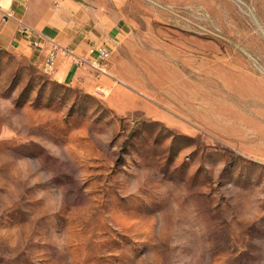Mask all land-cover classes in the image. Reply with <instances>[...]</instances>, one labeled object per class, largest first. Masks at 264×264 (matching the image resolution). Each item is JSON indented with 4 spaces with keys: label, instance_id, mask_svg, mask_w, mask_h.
<instances>
[{
    "label": "rangeland",
    "instance_id": "rangeland-1",
    "mask_svg": "<svg viewBox=\"0 0 264 264\" xmlns=\"http://www.w3.org/2000/svg\"><path fill=\"white\" fill-rule=\"evenodd\" d=\"M84 1L109 86L0 50V264H264V0Z\"/></svg>",
    "mask_w": 264,
    "mask_h": 264
},
{
    "label": "crops",
    "instance_id": "crops-1",
    "mask_svg": "<svg viewBox=\"0 0 264 264\" xmlns=\"http://www.w3.org/2000/svg\"><path fill=\"white\" fill-rule=\"evenodd\" d=\"M0 50L29 61L42 70L50 51L58 48L55 82L68 86L101 89L111 80L94 81L90 67L92 46H106L112 54L126 41L129 27L100 18L84 0H0ZM13 18L3 22L4 11ZM25 24L34 30L32 38L20 33ZM39 41L36 47L34 42ZM101 85V86H100Z\"/></svg>",
    "mask_w": 264,
    "mask_h": 264
},
{
    "label": "built area",
    "instance_id": "built-area-1",
    "mask_svg": "<svg viewBox=\"0 0 264 264\" xmlns=\"http://www.w3.org/2000/svg\"><path fill=\"white\" fill-rule=\"evenodd\" d=\"M1 9V5H0ZM13 18V14L11 11H4L3 14V22H7ZM20 33L28 38H32L34 34V30L29 26L22 24L20 28ZM36 47L40 46V42H34ZM58 48H54L48 54L44 66L42 68V72L48 76H52L57 67L58 61ZM91 55L94 56V59L90 63L91 69L96 73L98 78L108 76V69L106 63L110 61L112 58V51L106 46H92L90 49Z\"/></svg>",
    "mask_w": 264,
    "mask_h": 264
},
{
    "label": "trees",
    "instance_id": "trees-1",
    "mask_svg": "<svg viewBox=\"0 0 264 264\" xmlns=\"http://www.w3.org/2000/svg\"><path fill=\"white\" fill-rule=\"evenodd\" d=\"M59 84V83H58ZM62 85V84H61Z\"/></svg>",
    "mask_w": 264,
    "mask_h": 264
}]
</instances>
